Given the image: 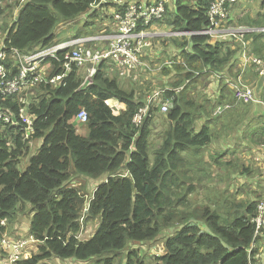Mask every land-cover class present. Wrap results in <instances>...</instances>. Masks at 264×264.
I'll list each match as a JSON object with an SVG mask.
<instances>
[{"label": "trees", "instance_id": "obj_1", "mask_svg": "<svg viewBox=\"0 0 264 264\" xmlns=\"http://www.w3.org/2000/svg\"><path fill=\"white\" fill-rule=\"evenodd\" d=\"M11 1L20 5V0H1L0 16L11 10ZM174 1L175 7L167 5L165 18L173 29L199 32L209 26L208 10L214 0H200L197 8L191 0ZM95 4L96 0H27L18 19L4 27L7 44L27 52L50 47L58 41L55 32L61 22L91 15ZM253 36V52L264 58V33ZM162 43L169 60L162 66L165 77L159 89L165 90L163 98L172 99L174 106L165 115L168 128L162 142L152 151L154 114L140 127L134 124L145 102L123 86L106 60L85 89H80L82 78L75 72L64 86L33 87L34 101L26 107L35 120L26 139L18 114L23 105L20 95L0 93V106L21 123L14 127L0 121V237L16 210L30 204V233L39 243L36 253L17 264H46L54 258L88 262L96 257L94 264H256L257 225L252 219L258 200H246L237 207L207 205L191 197L198 189L194 182L184 192L182 187L190 179L191 162L213 144L223 115L213 114L221 105L189 98L191 84L205 74L224 75L237 57L236 42H212L210 35L190 34ZM58 55L62 58L64 51ZM52 61L54 72L59 71L60 62ZM113 98L126 105L119 114L107 103ZM83 110L88 120L74 122ZM245 125L240 120V130ZM261 134L260 142L264 130ZM25 158H30L29 164L21 171ZM72 170L95 179L105 175L89 201L70 184ZM89 217L99 224L91 237L83 239V223ZM192 219L198 223L190 225ZM178 224L165 242V252L148 256L151 261L128 248L130 242L154 241L166 227Z\"/></svg>", "mask_w": 264, "mask_h": 264}, {"label": "built area", "instance_id": "obj_2", "mask_svg": "<svg viewBox=\"0 0 264 264\" xmlns=\"http://www.w3.org/2000/svg\"><path fill=\"white\" fill-rule=\"evenodd\" d=\"M27 0H20L21 9ZM253 0H214L208 10L210 16L209 26L199 32L185 31L184 34L210 35L211 39L235 41L241 46V57L245 67L252 64L260 68L264 75V58L256 55L247 40V34L251 29L247 26H236L231 22V8L234 4L250 3ZM13 2V1H11ZM17 2V1H15ZM2 4L0 0V5ZM126 9L117 16V28L108 36V45L105 49H95L89 45L94 38H85L76 34L62 42L54 43L50 47L37 48L27 52L7 44V35L3 36L0 25V93L9 95L18 93L23 104L19 109V118L24 125V139L33 132L35 116L29 113L26 105L34 101L32 88L41 84H50L54 87L64 86L67 78L76 73L82 78L80 89L87 88L93 81L99 66L106 61L113 67V73L124 79L137 75L145 65L144 58L152 49L150 28L162 21L166 14V2L160 0H137L126 2ZM1 16L5 17V15ZM264 33V27L260 28ZM64 51L61 58L58 52ZM52 59L60 62V70L54 72L56 64ZM243 68L236 76L228 80L237 103L245 105L258 102L255 90L245 79L246 68ZM165 90L157 89L147 94L144 106L141 107L133 118V122L140 127L147 116L152 115L155 109L162 113H168L174 106L173 100L163 98ZM110 100V99H109ZM107 103L113 112L120 113L118 104ZM229 107V105L227 106ZM224 109L223 107H219ZM152 110V111H151ZM168 111V112H167ZM88 114L81 111L74 122H86ZM0 121L4 124L19 127L21 123L9 110L0 106ZM257 225L255 239L262 234L264 229V197L259 201L257 213L253 217ZM29 240L18 236L3 233L0 237V264H17L20 260L29 258L32 254L29 250ZM256 241L253 243V249Z\"/></svg>", "mask_w": 264, "mask_h": 264}, {"label": "rangeland", "instance_id": "obj_3", "mask_svg": "<svg viewBox=\"0 0 264 264\" xmlns=\"http://www.w3.org/2000/svg\"><path fill=\"white\" fill-rule=\"evenodd\" d=\"M123 0H96V4L93 5L92 9L96 10L99 15L91 16L88 14L80 15L79 18L74 19L71 22H61L56 29V35L58 36V42H62L65 39H69L73 34L77 35H86L89 37L90 35H98L104 34L107 29V25L115 26L114 29L117 28V16L123 13L126 9L121 8L120 4H122ZM171 0H169V3ZM167 3L170 7L172 4ZM11 10H7L6 16H0V25L2 34L7 31L5 30L6 24L8 26L12 25L16 20V16L18 15L20 8L18 2L13 1L10 4ZM120 7V8H119ZM169 7V8H170ZM169 8H167L168 12L165 14V18L168 19ZM164 19V21H166ZM7 26V27H8ZM10 28V27H9ZM114 29H112L114 31ZM80 30L81 32H78ZM150 33L154 34L152 38V49H150L147 55L144 58L145 65L141 67L138 71L137 75L132 76L127 79H121L123 86L127 87L129 90H134L137 93V97H141L142 100L145 101L147 94L151 93L154 90L159 89V85H161L164 81V73L162 70L163 64L167 63L169 58L167 57L166 48L163 46L162 39H166L165 37H174L181 38L183 35H177L169 33V27L162 22H158L153 27L150 28ZM169 33V34H168ZM159 34H162L159 36ZM103 42L108 38V35H101ZM95 40V39H94ZM218 39H212V42H216ZM56 42V43H58ZM91 41L89 44H92ZM105 47V43L97 42L95 49H101ZM164 49L163 52H161ZM170 51V50H169ZM113 73V67L111 69ZM110 72L109 75L115 76ZM210 75H202L200 80L197 83L191 84V91L189 92V98H192L195 102H199L203 104L212 103L216 100L215 96L219 95V91L216 92V85L212 87H208L210 89V93L204 88V83L207 80L210 81ZM223 86V85H222ZM209 96L211 99H209ZM260 98V97H259ZM258 98L257 103H262L263 99ZM120 102V101H119ZM264 102V101H263ZM112 104V101H111ZM116 104H123L122 102ZM241 105H245L243 103H238ZM254 104V103H253ZM249 105V106H253ZM256 104V103H255ZM264 106V105H263ZM154 112V113H153ZM168 112V111H167ZM118 114L117 112H114ZM223 113V109L217 108L213 114L220 115ZM232 111L228 113H224L219 117V123L217 128L216 138L214 139L213 144L206 147L199 156L194 158L190 165L189 178L182 187L183 192L186 190L189 184L195 183L198 189L191 196L192 198L200 200L203 204H212L215 203L217 205H227L232 204L237 207V204L245 203L246 200H262L264 197V172L261 167L256 163L257 157V144H255L250 139H245L243 137V133L241 137L233 138L234 131L233 127L236 124V119L238 116H232ZM154 114L152 117V137H151V151L158 147L162 142V135L168 128V120L165 118L166 114L159 112V110L155 109L151 112ZM242 120V118L240 119ZM253 123H257L256 120L252 121ZM230 126V127H229ZM214 130V127H213ZM242 131V130H240ZM229 136L231 138H226ZM238 139L241 144L238 142ZM39 144V142H37ZM36 148V143L35 146ZM229 149L232 152L227 151V154H224V150ZM213 156L215 158L211 159ZM30 158H25L21 165L20 170L24 171L29 164ZM248 168V169H247ZM247 169V170H245ZM73 172V170H72ZM122 174L125 173V170H121ZM105 176V175H104ZM103 176L95 179L86 175H82L76 172H73L71 177L70 184L77 186V188L86 196V200L89 201L92 197L96 187L102 183ZM180 191V190H179ZM255 198V199H253ZM252 202V201H251ZM197 207V203L192 206ZM32 209L30 204H25L22 208L19 207L16 210L15 216L10 220H8V227L6 232L9 234H13L21 238V236H29V224H30V210ZM199 220L198 218H196ZM87 223V224H86ZM198 222L192 219L189 223L190 225H195ZM7 224V222H6ZM99 220L89 217V219L85 220V227L92 228L95 230L98 227ZM201 223H199L200 225ZM178 227L181 224L174 225L171 227H166L162 233L155 239L154 241L148 243H140V242H130L128 248L139 250L142 256H147L146 260L151 261L148 256L150 255H160L165 252V242L166 240L174 235L175 231L178 230ZM207 228V227H206ZM203 230L205 228L203 227ZM89 233L83 234L81 237L88 238ZM31 239V238H30ZM38 244L34 250L36 253L38 250ZM31 249V245H29V250ZM128 250L121 252L120 257L124 256ZM119 257V258H120ZM122 260V259H121ZM98 261V257L88 262L79 261L75 259H51L47 261L48 264H94ZM125 264V263H122Z\"/></svg>", "mask_w": 264, "mask_h": 264}, {"label": "crops", "instance_id": "obj_4", "mask_svg": "<svg viewBox=\"0 0 264 264\" xmlns=\"http://www.w3.org/2000/svg\"><path fill=\"white\" fill-rule=\"evenodd\" d=\"M128 1H133V0H123L122 4H120L121 8H125L126 6V2ZM139 2H144V0H137ZM160 1H165L166 2V8H167V3H169V0H160ZM200 0H191V2L193 3L194 7L197 8V5L199 3ZM173 3V7H175V1L171 0V2L169 4ZM119 7V8H120ZM168 7H170L168 5ZM20 12V11H19ZM167 12V10H166ZM88 14V13H86ZM99 15V13H97L96 10L92 9L91 11V15ZM19 15V13H18ZM18 15L16 16V18L18 19ZM90 15V14H88ZM231 17L232 20L231 22H233V24H235L236 26H247L251 29V31L247 34V40L249 42V46L251 47L252 51L254 49V34H260V28L264 27V0H253L250 3H244V4H234L231 8ZM165 19V15L162 21V24H165L166 26L169 27V33L172 34H176L177 35H190V34H184L185 31H180V30H175L173 29L172 25H169V23H167L166 21H164ZM261 22V23H259ZM259 23V24H258ZM107 25V29L105 30V33L103 34H98V35H90L89 37H87L86 35H84L82 33V35H78V36H84L85 38H94L95 42H92V44H89L90 46H92L93 48H96V44L97 42H101V43H105V47L101 48V49H105L108 45V39H105L103 42V39L101 38V35H111L113 33V30L115 28V26L113 25ZM7 32V31H6ZM168 33V34H169ZM7 34L4 32L3 36H6ZM74 35V34H73ZM162 34H159V36H161ZM166 39L168 38H174V37H165L162 36ZM178 38V37H177ZM164 39H162L161 41H163ZM212 40V39H211ZM236 39L234 38H229L228 41L230 42H236ZM219 41V40H218ZM236 45L233 46V48H236L237 46V57L234 60V64L229 66L228 68H225L224 71V75L221 76H215V77H211L210 81L207 80L206 83H204V88L210 93V89L208 87H212L214 85H216V92L219 91V95L215 96L216 100L214 102L210 103H205V105H214L216 104L221 105V107L225 108L223 109V114L224 113H228L230 111H232L231 115L232 116H238V118L236 119V124L235 126L232 128L234 131V136L233 138L236 139V137H241L242 133H243V137L245 139H250L252 140L255 144H257V148H256V152H257V157H256V163L258 164L259 167L262 168L263 172H264V138L263 141L260 142V138L262 137L261 132L264 130V75L260 72V68H258V66H254L252 64L248 65L245 67L244 65V61L241 57V46L238 44V42L235 43ZM164 49L161 51L163 52ZM246 68L245 71V79L247 80V82L249 83V85L252 86V88L255 90V93L257 95V97L262 98L263 101L262 103H257L255 102L253 104V106H249L252 104H248L247 106H237L240 105L238 104L233 96V91L231 89V87L226 86L224 84L223 79L225 80V83L228 84V80L232 79L235 77V74H238L243 68ZM235 73V74H232ZM223 85V86H222ZM259 98V99H260ZM209 99H211V97L209 96ZM261 100V99H260ZM113 104L120 103L119 100L117 99H111ZM204 102H202L203 104ZM119 105V104H118ZM229 105V107H227ZM120 111L124 110L126 108V105L120 104ZM220 107V106H219ZM242 117V122H246V125L244 126V130L240 131L241 127L240 126V118ZM256 120L257 123H253L252 121ZM256 126H254V125ZM199 126V125H198ZM230 127V126H229ZM247 128H255L253 130H249L247 131ZM226 138H231L229 136H226L224 139ZM238 142L241 144L242 142H240V140L238 139ZM230 151L229 149L224 150V154H227ZM233 153V152H232ZM106 179V177H105ZM104 176L102 178V181L105 180ZM75 186V184H73ZM205 230H207L206 226L203 224L202 225ZM97 229V228H96ZM93 230L92 228L89 227H84L83 232L81 235L85 234V233H89L90 235L87 237H91L94 232L96 231ZM29 236H27V238L25 236H21V238L27 239L29 240V245H31V249L30 252L31 254L33 253V251L35 250L37 244L39 245V243L33 239L32 234L30 233V224H29V230H28ZM11 234V233H10ZM13 235V234H12ZM16 236V235H15ZM31 238V239H30ZM256 241V247L254 248V259H255V263L256 264H264V229L262 231V234L259 235V237L255 240ZM38 248V247H37ZM48 264V263H46Z\"/></svg>", "mask_w": 264, "mask_h": 264}, {"label": "bare ground", "instance_id": "obj_5", "mask_svg": "<svg viewBox=\"0 0 264 264\" xmlns=\"http://www.w3.org/2000/svg\"><path fill=\"white\" fill-rule=\"evenodd\" d=\"M111 101V99L109 100V102Z\"/></svg>", "mask_w": 264, "mask_h": 264}]
</instances>
